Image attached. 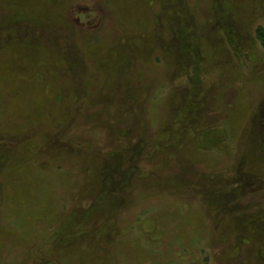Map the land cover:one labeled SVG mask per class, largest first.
<instances>
[{
  "label": "rangeland",
  "instance_id": "obj_1",
  "mask_svg": "<svg viewBox=\"0 0 264 264\" xmlns=\"http://www.w3.org/2000/svg\"><path fill=\"white\" fill-rule=\"evenodd\" d=\"M0 264H264V0H0Z\"/></svg>",
  "mask_w": 264,
  "mask_h": 264
},
{
  "label": "crops",
  "instance_id": "obj_2",
  "mask_svg": "<svg viewBox=\"0 0 264 264\" xmlns=\"http://www.w3.org/2000/svg\"><path fill=\"white\" fill-rule=\"evenodd\" d=\"M113 156V158H114V161L109 165V167L110 168H112V174L114 175V173H116L117 172V162L115 161V159H116V157H118V155H112ZM93 165L95 166V167H99L100 165L99 164H97V163H95V162H93ZM114 165V166H113ZM138 170V169H137ZM141 171H145V170H140V171H138V176H141V178L142 177H144V176H150L151 177V179H153V175H146L147 173L146 172H144V173H142ZM105 174H107V175H109L108 173H105ZM148 180H150V178H145V179H143L142 180V182H145V181H148Z\"/></svg>",
  "mask_w": 264,
  "mask_h": 264
},
{
  "label": "bare ground",
  "instance_id": "obj_3",
  "mask_svg": "<svg viewBox=\"0 0 264 264\" xmlns=\"http://www.w3.org/2000/svg\"><path fill=\"white\" fill-rule=\"evenodd\" d=\"M8 35V34H7ZM184 42L185 43H189L187 40H186V38H184ZM186 54V53H185ZM185 54H183V56H182V58H183V62L186 64L187 62H188V58H185Z\"/></svg>",
  "mask_w": 264,
  "mask_h": 264
}]
</instances>
